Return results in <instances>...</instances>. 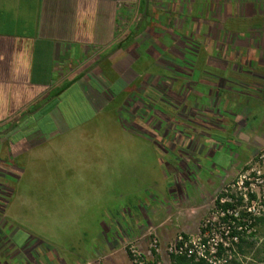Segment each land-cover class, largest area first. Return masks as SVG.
Returning <instances> with one entry per match:
<instances>
[{
	"label": "rangeland",
	"instance_id": "obj_1",
	"mask_svg": "<svg viewBox=\"0 0 264 264\" xmlns=\"http://www.w3.org/2000/svg\"><path fill=\"white\" fill-rule=\"evenodd\" d=\"M150 3L149 16L140 23V9L122 32L139 33L114 56L119 79L107 65L0 141V264H171L169 246L179 236L197 239L205 220L216 222V197L229 188L246 192L238 189L244 182L257 198L251 209L264 213L257 178L264 172V85L256 74L264 67V0ZM190 36L216 49L210 62L233 78L232 91L218 99L227 116L213 110L205 87L158 83L169 73L160 66L181 59ZM152 89L164 91L167 114L151 113ZM132 203L141 221L125 230L116 210ZM115 227L119 235L109 239Z\"/></svg>",
	"mask_w": 264,
	"mask_h": 264
},
{
	"label": "crops",
	"instance_id": "obj_2",
	"mask_svg": "<svg viewBox=\"0 0 264 264\" xmlns=\"http://www.w3.org/2000/svg\"><path fill=\"white\" fill-rule=\"evenodd\" d=\"M142 1L0 0V141L59 89L92 81L107 65L119 79L111 63ZM256 72L264 85V67Z\"/></svg>",
	"mask_w": 264,
	"mask_h": 264
},
{
	"label": "trees",
	"instance_id": "obj_3",
	"mask_svg": "<svg viewBox=\"0 0 264 264\" xmlns=\"http://www.w3.org/2000/svg\"><path fill=\"white\" fill-rule=\"evenodd\" d=\"M146 0L142 1L141 10ZM148 5H150V0H148ZM149 16V10H147L146 17ZM139 24H136L138 27ZM137 33L134 29L128 34V38L120 44L119 48H122L125 44L131 42ZM187 39V48L181 59H178L175 63L169 64L165 63L161 67V72L164 67L169 72L168 79L158 77V83L162 84L169 82L170 80L178 82L180 79H186L198 87H205L207 91H212L214 94V107L213 110L223 116H227L229 110L218 105V99L228 91H232L229 87V83H232L230 74H228V69L212 64L211 60L218 59V51L216 49H206L201 46L198 41H196L194 36H190ZM118 49V48H116ZM116 51V50H114ZM113 53V51H112ZM182 69L181 71L176 70ZM187 70V72H186ZM160 72V73H161ZM234 75V74H232ZM224 83V87L217 86V83ZM227 87V89L225 88ZM64 92V88L56 91L55 96L59 97ZM53 96V95H52ZM51 96V97H52ZM152 102H157L156 104L149 105L151 108V113L154 115L156 112L167 114L165 110V103H168L164 91L158 89L151 91V96L149 97ZM159 101H165L159 104ZM234 101V100H233ZM159 102V103H158ZM228 109L232 108L231 99H227ZM247 102H249L247 100ZM237 109L241 108L243 111L247 106V103L243 105L235 101ZM242 105V106H240ZM240 106V107H239ZM53 106V102L46 105L42 109V114L49 112ZM46 111V112H45ZM145 115L146 110L142 111ZM143 114H140V118H143ZM179 122V120H178ZM159 125V124H157ZM163 126V127H162ZM17 127V123L14 124L12 130L8 133L14 131ZM162 129V133L166 132L163 122L159 126V130ZM8 141V140H7ZM252 176L255 174H251ZM264 180V175L261 176ZM249 185L248 182L244 183V187ZM245 199L241 191L226 190V192H221L215 199L212 208V213L216 216V222H211L206 220L202 223L200 228V238L201 244L204 245L202 254L205 258L194 259L187 258L185 255H170L171 264H264V213L259 215H253L250 209L253 201L256 200L255 194H248ZM119 214L118 218L122 222V226L128 229V224L134 220L135 223H139L141 220L139 216V208L137 203H132L130 208L121 212V210H116ZM261 228L263 230V235L260 236L259 230L255 228ZM107 228V227H106ZM224 228V232H219L224 243H218L214 252H211L210 247L206 244L208 242L207 237H210L213 233V229L220 230ZM109 229V228H108ZM110 231V229H109ZM118 228L115 227L109 232V239L113 236L119 235ZM226 232V235L224 234ZM97 233L94 238L89 239L88 244V254L91 253L92 248H96V243L98 237ZM207 236V237H206ZM186 238V237H185ZM94 240V241H93ZM95 243V244H94ZM88 254H85L86 257Z\"/></svg>",
	"mask_w": 264,
	"mask_h": 264
},
{
	"label": "built area",
	"instance_id": "obj_4",
	"mask_svg": "<svg viewBox=\"0 0 264 264\" xmlns=\"http://www.w3.org/2000/svg\"><path fill=\"white\" fill-rule=\"evenodd\" d=\"M262 175H264V172H263V174H259V176L257 178H261V182L264 183V180L261 177ZM244 183H242V186H240L238 189H244L246 191V192L243 193V196L246 199L248 197L247 195L248 194H253V192L248 189L249 185L247 187H244ZM263 199H264V192H263ZM248 211H251V213L254 216L261 214L258 211L254 212V209L253 208L251 209V207H250V209H248ZM206 223H207V221H206ZM222 230L224 232V228H222ZM215 231L216 230L213 229V233H212V235H210V237L206 236L207 238H209L208 242L206 244L210 247L212 253L214 252V248H215V246L218 243L222 242V243H224V245H226L225 242L222 240V238L218 239V237L215 234ZM224 234L226 235V232ZM218 235H220L219 232H218ZM213 237H217V238H215V240H214ZM152 248H153L154 251H157V242H156V240H153ZM203 248H204V245L201 244L200 236L197 239H195V240L191 239L189 237L185 238L183 236H179L177 238V240L173 244H171L169 246L168 253H169V256L171 254H174V255H185L187 258H191V259H194L196 261V259L205 258L204 255L202 254ZM139 264H141V262Z\"/></svg>",
	"mask_w": 264,
	"mask_h": 264
},
{
	"label": "water",
	"instance_id": "obj_5",
	"mask_svg": "<svg viewBox=\"0 0 264 264\" xmlns=\"http://www.w3.org/2000/svg\"><path fill=\"white\" fill-rule=\"evenodd\" d=\"M147 9H148V0L145 1V7L143 9V14H142V18L140 19V23H142V21L146 17ZM41 108H43V105L41 107H39L37 110H35V112L39 111ZM13 125H14V123H12L9 128L11 129L13 127Z\"/></svg>",
	"mask_w": 264,
	"mask_h": 264
}]
</instances>
